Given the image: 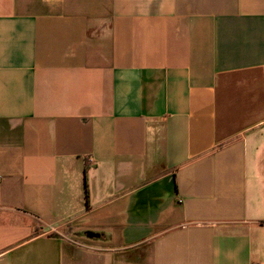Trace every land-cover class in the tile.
Instances as JSON below:
<instances>
[{"label":"crops","instance_id":"1","mask_svg":"<svg viewBox=\"0 0 264 264\" xmlns=\"http://www.w3.org/2000/svg\"><path fill=\"white\" fill-rule=\"evenodd\" d=\"M0 264H264V0H0Z\"/></svg>","mask_w":264,"mask_h":264}]
</instances>
